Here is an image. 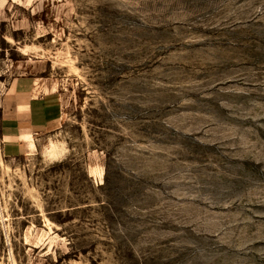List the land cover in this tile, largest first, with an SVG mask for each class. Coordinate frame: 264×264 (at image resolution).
Wrapping results in <instances>:
<instances>
[{
  "label": "rangeland",
  "instance_id": "rangeland-1",
  "mask_svg": "<svg viewBox=\"0 0 264 264\" xmlns=\"http://www.w3.org/2000/svg\"><path fill=\"white\" fill-rule=\"evenodd\" d=\"M22 75L63 109L0 140V264H264V0H0Z\"/></svg>",
  "mask_w": 264,
  "mask_h": 264
},
{
  "label": "crops",
  "instance_id": "crops-1",
  "mask_svg": "<svg viewBox=\"0 0 264 264\" xmlns=\"http://www.w3.org/2000/svg\"><path fill=\"white\" fill-rule=\"evenodd\" d=\"M62 98L43 90L34 76L12 80L0 103V140L11 156L26 154L42 134L54 129L62 115Z\"/></svg>",
  "mask_w": 264,
  "mask_h": 264
},
{
  "label": "bare ground",
  "instance_id": "bare-ground-1",
  "mask_svg": "<svg viewBox=\"0 0 264 264\" xmlns=\"http://www.w3.org/2000/svg\"><path fill=\"white\" fill-rule=\"evenodd\" d=\"M52 146L54 147V145L52 144ZM54 148H52V150H53Z\"/></svg>",
  "mask_w": 264,
  "mask_h": 264
}]
</instances>
